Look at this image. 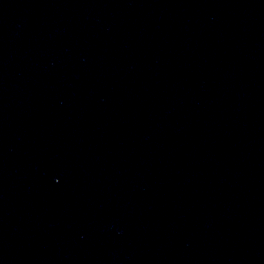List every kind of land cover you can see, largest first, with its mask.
<instances>
[{"label":"water","instance_id":"1","mask_svg":"<svg viewBox=\"0 0 264 264\" xmlns=\"http://www.w3.org/2000/svg\"><path fill=\"white\" fill-rule=\"evenodd\" d=\"M0 264H264V0H0Z\"/></svg>","mask_w":264,"mask_h":264}]
</instances>
